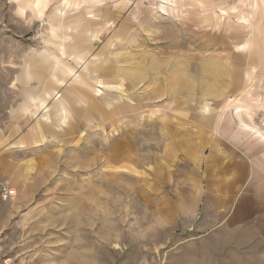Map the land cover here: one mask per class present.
I'll list each match as a JSON object with an SVG mask.
<instances>
[{
	"label": "rangeland",
	"instance_id": "obj_1",
	"mask_svg": "<svg viewBox=\"0 0 264 264\" xmlns=\"http://www.w3.org/2000/svg\"><path fill=\"white\" fill-rule=\"evenodd\" d=\"M60 1L42 22L0 0V185L13 191L0 198V262L264 264V144L249 133L264 138V0H105L78 25L90 3L72 0L71 31L57 36L93 45L57 86L42 40L61 41L47 20ZM90 61L115 81L98 83ZM25 62L43 68L31 65L25 88L51 93L45 103L24 101ZM77 75L89 95L72 87ZM58 98L75 130L52 111L40 133Z\"/></svg>",
	"mask_w": 264,
	"mask_h": 264
},
{
	"label": "crops",
	"instance_id": "obj_2",
	"mask_svg": "<svg viewBox=\"0 0 264 264\" xmlns=\"http://www.w3.org/2000/svg\"><path fill=\"white\" fill-rule=\"evenodd\" d=\"M103 1L105 0H89L90 6L86 9L87 13L85 15V17L78 19L77 21H75V23L78 25L79 23L83 22V23H91V21L97 20V16H100L98 11L101 10V8H107V7H101L103 5ZM114 1V0H112ZM117 3L121 2L120 0H116ZM50 2V0H24V1H20L19 0V10L18 12L20 13L21 17L24 19V17L22 16L24 11L26 9H30L32 11H35L38 16L36 17L37 19H39L40 21L43 22V10L45 9V6ZM76 8L78 9L79 6L73 4L72 0H61L59 3L58 7H55L52 11V16L51 18L47 17L48 20V26L50 28V25L53 26L54 29L50 30V36L51 37H59L61 41H58V43H56L54 41V39L49 38L47 40L43 39L42 43H43V47L45 48V51L48 53V55H45V53H43L42 58L45 59V61L47 62L48 60H52V64L50 65V69L51 72L55 73H59L60 75H62L61 78H58V76H55L54 74H52L51 78L53 80V82L57 85V86H62L64 83V80L66 79H71L72 76H74L75 72L74 69L70 63L69 60L72 61H76L77 64H79V62L83 61L85 56L89 53V49L90 46H92V39L83 37L80 40L77 41H73L72 43H68L66 42V40L68 39L67 34L68 31H71V20L74 18L73 15H69L68 11L71 8ZM95 8V11H94ZM39 11H42V13H40ZM94 11V12H93ZM68 12V13H67ZM25 20V19H24ZM28 21V20H27ZM53 21H55L56 23H54ZM113 24V20L109 19L106 14H104V18L101 24V29L105 30L110 28V26ZM100 28V27H99ZM63 30L66 33H63L64 35H59L57 36V30ZM86 31V29H82L80 31V34L84 35V32ZM92 32V30L90 29V33ZM92 35V34H91ZM92 37H95L94 34L92 35ZM52 47H55L52 49ZM55 50H57L58 53H55ZM60 54V55H59ZM36 59H40V56H38L37 54H35ZM96 58H98V55H94ZM94 57V59H95ZM96 60V59H95ZM31 62V61H30ZM33 64V65H32ZM35 62L33 63H27L25 62L24 67L21 68V73L19 74L18 77H16L15 81L18 83H21L24 87L23 91H22V96L24 97V101L28 102V103H34L35 101H37V103H45L47 99L51 98V93L49 92H44V97L45 99H40V100H36L35 95L30 93V91L28 89H26L25 87L30 85V82L33 78H31V76L33 75L30 68L31 65L34 67V69L37 71L38 69L41 70L39 75L43 76V68H38ZM87 72L89 73V71L91 73H93L95 76L99 77L98 83L101 82H105L107 84H109L112 81H115V76H112V70L108 67H105L104 69L100 68V65H97V63H95L94 61H90L89 63H87L86 67H84ZM91 73L89 75H91ZM100 73V75H99ZM71 85L72 87L74 86H79V88L77 89V94L81 97V96H87L89 95V91L91 89L90 87V83L86 81V79L83 78V76L77 75L75 76L72 80H71ZM76 91V88H75ZM154 92V94H157V90L152 91ZM60 98V97H59ZM56 99V103L53 104L51 106V108H53L51 110V108H49L48 110V114L47 116L43 117V121H45L44 123V128H39L38 130L40 131V133L44 132V130H47L45 133H49L48 130L50 129V125L53 126V124L55 123V121L53 122L51 116H50V112H54L57 111V117H55L57 119V126L58 128H60V130L63 133H72L75 130V127L73 124L70 123L69 117H70V112L67 110L66 105H65V100H61V99ZM73 100H77V98H72ZM91 103V102H90ZM107 104L109 105V103L107 102ZM91 106L96 109V105L95 103L92 101ZM226 106V105H225ZM228 106V105H227ZM28 108L26 106H23L22 108H19L18 110L24 114V112H26ZM123 110V107L120 106H116L115 108H113L111 111L107 112L106 115L108 117H114L115 115L119 114L120 111ZM225 109H223L221 112L218 113V117L219 120L221 119V115L223 114V111ZM105 114V112H104ZM241 114V111H235V115L238 117ZM153 116V115H152ZM49 123V124H48ZM113 125V124H112ZM246 131L250 130L245 126ZM38 130L36 128H32V134H33V141H35V144L37 142H41L40 139L41 137L38 136ZM248 132V131H247ZM249 133L251 135H253L255 138H257V140H260L263 144H264V138L258 137L257 132L254 130H250ZM247 134V133H246ZM24 142H20L17 143V145H20ZM121 144V143H120ZM119 143H116V146H118Z\"/></svg>",
	"mask_w": 264,
	"mask_h": 264
},
{
	"label": "built area",
	"instance_id": "obj_3",
	"mask_svg": "<svg viewBox=\"0 0 264 264\" xmlns=\"http://www.w3.org/2000/svg\"><path fill=\"white\" fill-rule=\"evenodd\" d=\"M12 192L13 191L10 190L9 187H7L5 185H0V198L2 200H7V199L11 198L13 195ZM0 238H1V236H0ZM0 264H2V263L0 262ZM4 264H6V263H4Z\"/></svg>",
	"mask_w": 264,
	"mask_h": 264
}]
</instances>
